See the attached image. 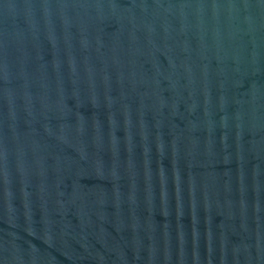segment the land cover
I'll return each mask as SVG.
<instances>
[{
	"label": "water",
	"instance_id": "obj_1",
	"mask_svg": "<svg viewBox=\"0 0 264 264\" xmlns=\"http://www.w3.org/2000/svg\"><path fill=\"white\" fill-rule=\"evenodd\" d=\"M0 264H264V0H0Z\"/></svg>",
	"mask_w": 264,
	"mask_h": 264
}]
</instances>
